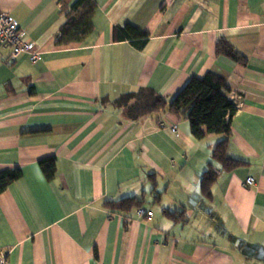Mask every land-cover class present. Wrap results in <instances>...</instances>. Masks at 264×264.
<instances>
[{
  "label": "crops",
  "instance_id": "1",
  "mask_svg": "<svg viewBox=\"0 0 264 264\" xmlns=\"http://www.w3.org/2000/svg\"><path fill=\"white\" fill-rule=\"evenodd\" d=\"M74 1L0 0L41 52L31 63L0 45V170L21 171L0 192L8 264H264V0H92V31L59 45ZM125 24L149 34L143 46L114 38ZM218 38L247 64L217 56ZM207 71L237 105L227 154L246 161L213 162L210 198L199 181L222 134L195 139L186 119L129 120L113 103L139 88L170 99ZM46 157L52 180L38 165ZM130 196L152 216L103 205Z\"/></svg>",
  "mask_w": 264,
  "mask_h": 264
},
{
  "label": "trees",
  "instance_id": "2",
  "mask_svg": "<svg viewBox=\"0 0 264 264\" xmlns=\"http://www.w3.org/2000/svg\"><path fill=\"white\" fill-rule=\"evenodd\" d=\"M92 0H75L69 11L65 14L66 20L56 34L60 45L70 42H81L91 31V17L94 12ZM149 34L137 27L125 24L114 30V38L131 40L136 46L145 44ZM217 56L226 57L233 62L245 66L247 60L237 52L232 44L224 38H218L215 44ZM224 90H228L225 80L214 72L207 71L202 77H192L170 99L153 92L149 88H139L126 92L113 101L115 107L122 110V114L129 120L158 112H170L178 118L186 119L190 125V132L195 139H202L206 134H222L223 138L217 141L211 151L212 162H209L203 171L199 186L202 195L211 197V187L217 180L219 170L232 171L246 164V161L232 158L227 154V147L232 135L231 122L237 110L236 102L229 99ZM38 165L47 180H52L55 174L54 157L38 160ZM21 177L19 168L0 170V192L11 182ZM146 179L155 189L154 173L146 174ZM162 191V190H161ZM161 192L153 195L159 199ZM145 197L140 199L130 196L104 201L103 205L111 212H129L140 208ZM174 221H185L184 211H174L164 208L162 211Z\"/></svg>",
  "mask_w": 264,
  "mask_h": 264
},
{
  "label": "built area",
  "instance_id": "3",
  "mask_svg": "<svg viewBox=\"0 0 264 264\" xmlns=\"http://www.w3.org/2000/svg\"><path fill=\"white\" fill-rule=\"evenodd\" d=\"M0 45L10 49L12 58L26 55L31 63H36L41 56V52L36 48L34 42L25 38V33L16 19L4 11H0ZM171 130L176 131V127L173 126ZM245 182L251 184V177H247ZM137 213L147 218L152 216L151 211H145L143 208H138ZM0 264H8L7 251L5 250H0Z\"/></svg>",
  "mask_w": 264,
  "mask_h": 264
},
{
  "label": "rangeland",
  "instance_id": "4",
  "mask_svg": "<svg viewBox=\"0 0 264 264\" xmlns=\"http://www.w3.org/2000/svg\"><path fill=\"white\" fill-rule=\"evenodd\" d=\"M163 205L164 204H161V203L160 204H157L156 203V204L152 205V207L155 208V209H157L158 211H161V208H162Z\"/></svg>",
  "mask_w": 264,
  "mask_h": 264
}]
</instances>
